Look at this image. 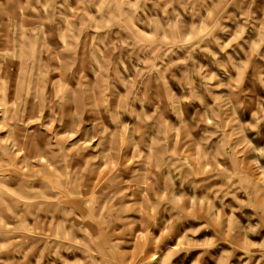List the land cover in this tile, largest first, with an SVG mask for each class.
<instances>
[{"label": "rangeland", "instance_id": "374dc122", "mask_svg": "<svg viewBox=\"0 0 264 264\" xmlns=\"http://www.w3.org/2000/svg\"><path fill=\"white\" fill-rule=\"evenodd\" d=\"M0 264H264V0H0Z\"/></svg>", "mask_w": 264, "mask_h": 264}]
</instances>
